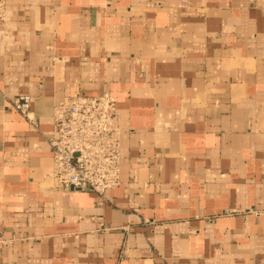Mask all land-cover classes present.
<instances>
[{"label": "crops", "instance_id": "0c3cea01", "mask_svg": "<svg viewBox=\"0 0 264 264\" xmlns=\"http://www.w3.org/2000/svg\"><path fill=\"white\" fill-rule=\"evenodd\" d=\"M105 92L120 184L60 190L54 108ZM0 264H264V0H6Z\"/></svg>", "mask_w": 264, "mask_h": 264}, {"label": "built area", "instance_id": "2783aa9c", "mask_svg": "<svg viewBox=\"0 0 264 264\" xmlns=\"http://www.w3.org/2000/svg\"><path fill=\"white\" fill-rule=\"evenodd\" d=\"M6 20V0H0V33ZM11 107L31 125V98L19 95ZM53 133L47 140L51 151V178L56 188L79 190L103 197L120 184L121 149L119 113L108 92L98 96L77 93L54 108Z\"/></svg>", "mask_w": 264, "mask_h": 264}]
</instances>
